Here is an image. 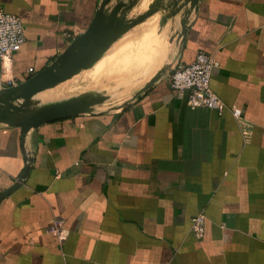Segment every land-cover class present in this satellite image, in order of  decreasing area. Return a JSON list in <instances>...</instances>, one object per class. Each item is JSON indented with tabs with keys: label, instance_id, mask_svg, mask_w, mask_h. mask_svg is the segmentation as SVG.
Listing matches in <instances>:
<instances>
[{
	"label": "crops",
	"instance_id": "obj_1",
	"mask_svg": "<svg viewBox=\"0 0 264 264\" xmlns=\"http://www.w3.org/2000/svg\"><path fill=\"white\" fill-rule=\"evenodd\" d=\"M136 1L0 0L26 27L3 63L8 86L56 63L101 9L110 17L124 3V24L140 5L129 25L152 10L138 25L159 20L151 75L131 97L26 134L0 123V197L31 161L0 201V264H264V0ZM202 51L218 63L212 89L240 118L188 109L172 92L173 67ZM97 73L120 72L105 58ZM56 217L62 242L47 233Z\"/></svg>",
	"mask_w": 264,
	"mask_h": 264
},
{
	"label": "water",
	"instance_id": "obj_2",
	"mask_svg": "<svg viewBox=\"0 0 264 264\" xmlns=\"http://www.w3.org/2000/svg\"><path fill=\"white\" fill-rule=\"evenodd\" d=\"M106 1L108 2L110 0ZM125 7L124 3H119L110 17H105L104 11L101 9L97 13L89 29L73 40L69 47L57 59L56 63L32 75L29 79L20 84L1 89L0 123L11 127H19L22 132L26 134L31 129L39 128L46 123L75 117L88 112L93 106L99 103V101H84V103H82L79 100H71L42 112H32V114L27 117L20 115L8 118L9 116L4 115L5 106L10 105V102L14 100L34 98L46 90L67 81L74 74L79 73L85 66L97 63L101 56L112 45L120 28L123 26V20L118 19V15ZM157 11L158 10H152L148 12L146 15L133 22L130 27L142 23L156 14ZM186 34L187 23L184 22L182 24V33L180 34V37L184 38ZM165 72L166 71L164 70L162 73L155 76L146 87V90L150 89L155 80H157L162 74H165ZM27 109L28 107H22L21 111L24 112L23 114H27ZM10 119L12 121H6ZM28 162V165L25 167L18 181L10 190L1 195L0 201L4 196L9 195L24 184L31 169V161L29 159Z\"/></svg>",
	"mask_w": 264,
	"mask_h": 264
},
{
	"label": "rangeland",
	"instance_id": "obj_3",
	"mask_svg": "<svg viewBox=\"0 0 264 264\" xmlns=\"http://www.w3.org/2000/svg\"><path fill=\"white\" fill-rule=\"evenodd\" d=\"M146 1H148V7L151 3L153 5L158 4V0ZM137 2L140 3L142 0H137ZM139 6L129 13L128 18L126 17V22L120 28L116 39L97 63L85 66L67 81L34 98L10 102V105L5 106L4 115L9 116L8 118L20 115L30 116L32 113L23 114L22 107L39 104L43 97H45V101L41 104L43 106L36 108L33 113L42 112L71 100H79L82 103L84 101H99L95 106L101 109L134 95L139 86L151 75V66L154 63L151 38L159 24L158 20L149 29L146 28L147 22L135 28L130 27L131 21L136 20L143 13ZM145 28L146 30L141 34V37L138 36V33ZM105 58L114 60L115 66H118L120 72L115 74L111 80L97 73L98 63Z\"/></svg>",
	"mask_w": 264,
	"mask_h": 264
},
{
	"label": "built area",
	"instance_id": "obj_4",
	"mask_svg": "<svg viewBox=\"0 0 264 264\" xmlns=\"http://www.w3.org/2000/svg\"><path fill=\"white\" fill-rule=\"evenodd\" d=\"M27 42L26 27L22 19L0 9V90L7 88L4 80L3 63L12 57L17 49ZM218 63L213 55L199 52L192 63L177 62L169 75V86L172 92L182 98L188 109H208L223 116L230 112L233 117L240 118L241 111L229 108L214 92L211 82ZM33 73V70H31ZM11 87L15 85L9 82ZM192 231L202 238L206 230V216L201 213L192 220ZM47 233L62 242L66 236V223L62 217H56L47 228Z\"/></svg>",
	"mask_w": 264,
	"mask_h": 264
},
{
	"label": "bare ground",
	"instance_id": "obj_5",
	"mask_svg": "<svg viewBox=\"0 0 264 264\" xmlns=\"http://www.w3.org/2000/svg\"><path fill=\"white\" fill-rule=\"evenodd\" d=\"M45 101V97L42 98V101L39 102V104H36V105H32L30 107H28V109L26 110V113H32L33 111L36 110V108H40L42 107L43 105H41L43 102ZM7 122L9 121H12L11 119L10 120H6Z\"/></svg>",
	"mask_w": 264,
	"mask_h": 264
}]
</instances>
